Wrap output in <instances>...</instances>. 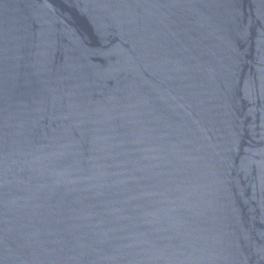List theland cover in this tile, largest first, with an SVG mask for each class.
<instances>
[{"label": "water", "instance_id": "water-1", "mask_svg": "<svg viewBox=\"0 0 264 264\" xmlns=\"http://www.w3.org/2000/svg\"><path fill=\"white\" fill-rule=\"evenodd\" d=\"M0 264H264V0H0Z\"/></svg>", "mask_w": 264, "mask_h": 264}]
</instances>
